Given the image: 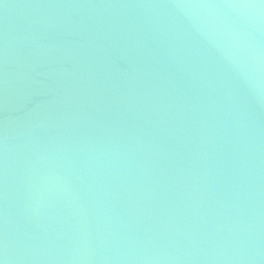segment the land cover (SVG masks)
<instances>
[{"label": "water", "instance_id": "obj_1", "mask_svg": "<svg viewBox=\"0 0 264 264\" xmlns=\"http://www.w3.org/2000/svg\"><path fill=\"white\" fill-rule=\"evenodd\" d=\"M0 264H264V0H0Z\"/></svg>", "mask_w": 264, "mask_h": 264}]
</instances>
